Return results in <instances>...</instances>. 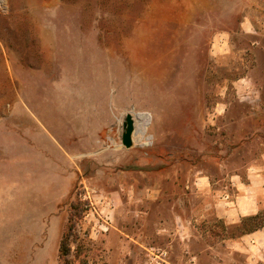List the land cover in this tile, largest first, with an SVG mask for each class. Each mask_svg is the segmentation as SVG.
<instances>
[{
    "label": "rangeland",
    "instance_id": "obj_1",
    "mask_svg": "<svg viewBox=\"0 0 264 264\" xmlns=\"http://www.w3.org/2000/svg\"><path fill=\"white\" fill-rule=\"evenodd\" d=\"M254 181L264 0H0V264H63L77 196L70 264H264L217 212Z\"/></svg>",
    "mask_w": 264,
    "mask_h": 264
},
{
    "label": "crops",
    "instance_id": "obj_2",
    "mask_svg": "<svg viewBox=\"0 0 264 264\" xmlns=\"http://www.w3.org/2000/svg\"><path fill=\"white\" fill-rule=\"evenodd\" d=\"M243 32L246 34L257 33L253 22L248 19L244 24ZM255 181L251 182L248 186L251 189V193L242 191L239 195L237 205L232 207H225L222 211L217 210L218 214L222 213V218L228 225L236 226L241 223V220L245 217L255 216L264 210V186L261 189L254 188ZM240 189V186H238ZM183 227H185L183 225ZM233 247L242 249L249 254V260L251 262L264 263V228L259 229L253 233L243 235L241 237L232 238Z\"/></svg>",
    "mask_w": 264,
    "mask_h": 264
},
{
    "label": "trees",
    "instance_id": "obj_3",
    "mask_svg": "<svg viewBox=\"0 0 264 264\" xmlns=\"http://www.w3.org/2000/svg\"><path fill=\"white\" fill-rule=\"evenodd\" d=\"M83 203L81 198L77 196L70 204L71 216L69 219V224L67 225L65 232L62 237L61 246H60V258L63 264H70L68 260L69 253L71 251L72 243L78 241L77 235V224L73 221L74 217L77 215L83 216L87 210H82ZM79 213V214H78ZM238 229V234L232 238L241 237L246 234L253 233L259 229L264 228V212H261L255 216L245 217L241 220V223L235 226ZM76 258L79 259L78 254Z\"/></svg>",
    "mask_w": 264,
    "mask_h": 264
},
{
    "label": "water",
    "instance_id": "obj_4",
    "mask_svg": "<svg viewBox=\"0 0 264 264\" xmlns=\"http://www.w3.org/2000/svg\"><path fill=\"white\" fill-rule=\"evenodd\" d=\"M135 133V119L132 114H127L123 122V134H122V145L130 149L133 147L134 141L133 136Z\"/></svg>",
    "mask_w": 264,
    "mask_h": 264
}]
</instances>
